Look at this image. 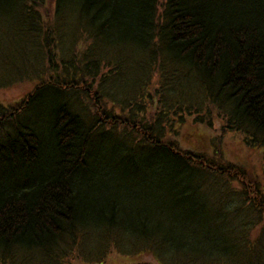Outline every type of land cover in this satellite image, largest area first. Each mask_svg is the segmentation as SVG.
I'll list each match as a JSON object with an SVG mask.
<instances>
[{
    "label": "trees",
    "instance_id": "obj_1",
    "mask_svg": "<svg viewBox=\"0 0 264 264\" xmlns=\"http://www.w3.org/2000/svg\"><path fill=\"white\" fill-rule=\"evenodd\" d=\"M32 77L30 92L0 103V264H16L32 241L49 252L66 237L100 262L108 236L119 250L149 242L138 235L125 244L129 229L113 220L118 207L100 213L112 220L92 223L97 213L88 206L110 198L98 182L100 165L116 153L143 162L137 152L148 151L179 168L167 191L184 205L197 201L194 182L209 172L249 181L254 191L244 194L257 217L223 214L217 233L231 245L239 230L262 222L263 235L256 174L219 146L214 153L182 147L171 121L193 116L212 126L221 118L216 130L241 133L264 157V0H0V84ZM95 228L102 234L81 242ZM48 229L57 235L46 236Z\"/></svg>",
    "mask_w": 264,
    "mask_h": 264
},
{
    "label": "rangeland",
    "instance_id": "obj_2",
    "mask_svg": "<svg viewBox=\"0 0 264 264\" xmlns=\"http://www.w3.org/2000/svg\"><path fill=\"white\" fill-rule=\"evenodd\" d=\"M51 7H53L52 4ZM2 64H4V62H2ZM37 81L36 78L32 77L30 79L25 78L18 80L4 86L0 84V103L10 104L18 101L33 89ZM170 116L173 117L172 114ZM171 122L173 124L172 130L178 133L175 139L179 141L182 147L210 153H214V149L218 148V146L221 147L225 157L239 163L244 169H247V172L249 171L250 175L256 174L254 178L256 181H259L261 187L264 189L263 151L258 147L248 146L243 141V135L241 133L232 130H216L223 125V120L221 118L217 119L212 126L195 122L193 116L187 117V121L184 122V125L178 120H173ZM216 131L221 133L220 140L214 135ZM137 156L139 160L144 159L143 163L146 166L140 170L143 176L135 177L132 179V182L128 183L127 186L130 189H125V191L129 190V193L130 190H132L133 192L130 196H126L129 199V205L132 207H134L135 202L138 200H144L146 202L145 215L152 211L150 220L146 221L143 226L134 223L130 226L129 223L125 222V218L122 215L115 217L113 220L117 222L118 226H125L129 229L128 235L126 234L123 236L127 246H131V241L138 235L147 237L155 232L165 233L172 230L166 242L158 245L149 241L142 243L141 246L133 250H119L120 247H116L114 241L108 236L104 238L101 244L106 251V256L101 262L100 260L90 259L92 256L88 254L90 250L89 246L82 245L79 248V245L76 243L71 246L69 245L70 243H63L54 251L39 252L38 256H33L28 259L16 253L19 257L16 264H35V262L37 264H161L162 261L172 264H213V261L214 264H220L221 262L225 264H263V247H261L258 242L249 247L235 245L226 248H217L213 242L215 236H218V245L224 243L221 234L217 233V225L213 222V218L220 215L222 211H225V205L219 199V192L224 186L240 188L238 185L241 184L238 181H227L223 178L217 179L213 176L205 181L204 185L206 187H199L198 192L203 193L195 192V194H203L205 202L199 203L194 201L184 205L181 203L183 198H181L180 194L167 191L169 190V185L176 182L178 175L176 174V168L165 162L154 159L148 151H138ZM167 174H176L170 184L164 182ZM152 183L154 184L153 187ZM172 186L173 185H171V187ZM152 189H155V195L159 190H163L164 195L154 197L155 195L152 193ZM176 189H178V187H176L174 191ZM248 189L253 193V186H248ZM229 193L233 195V199H231L228 193H225V190L221 195L228 196L226 200L229 205L231 202L233 207L239 206V208H242V219L245 220L253 217L256 211L252 206L253 204L248 203V199H251L252 195H246L241 197V199H237L236 193ZM159 198L163 199L161 211L158 210L159 206L162 204V202L158 200ZM189 210H195V216L190 220V227L187 226V229L183 230L184 218L189 216ZM134 211L135 210L127 211L125 216ZM135 214L136 213H134V215ZM98 218L99 219L94 218L92 223L105 224L106 220H112L110 217H106L102 214H98ZM262 221L264 222V212H262ZM259 224V227H257L258 230L255 229L253 232L257 237L262 236V222ZM102 232L100 228H95L89 233L91 237L81 242L88 243L89 241L96 240ZM63 238L66 239V237ZM68 239L69 238H67V241ZM260 240L261 239L258 241ZM97 244L96 241H93V243L91 242L92 247H96ZM102 246L99 253L102 252ZM182 246H191L192 249L187 251ZM217 252L228 256L230 262L218 260L216 257ZM225 258L226 257L223 256V259Z\"/></svg>",
    "mask_w": 264,
    "mask_h": 264
},
{
    "label": "bare ground",
    "instance_id": "obj_3",
    "mask_svg": "<svg viewBox=\"0 0 264 264\" xmlns=\"http://www.w3.org/2000/svg\"><path fill=\"white\" fill-rule=\"evenodd\" d=\"M206 88H207L208 91H211V92H214V91L217 90V86H212V85H207ZM105 144H106V142L104 143V145ZM104 147H106V146H104ZM233 162H235V161H233ZM237 164H239V163H237ZM100 166H101V168L99 170H101V171L99 173L98 182H101V184H104L105 186L109 187L110 198H108V197L98 198V199L94 200L90 204V206H88L90 208L89 209L90 210V214L97 213V214H95L97 216H93L91 219H94V218L95 219H99L98 218V214H100V213H103V214L109 213L113 209H116L118 207V216L122 215L125 218V222L126 223H129L130 226H131L132 223L141 224V226H143L146 221L150 220L152 211H150L149 214L145 215V210H146L145 203L146 202L144 200H138L137 202H135L134 207L129 205V199L127 198V196H130V194L133 191L130 190V192L128 193L129 190L125 191V189H130L127 185H128V183L133 181L132 180L133 178L139 177V176H143L140 170L143 167H145L146 165L143 162H141V161L132 160L131 158L122 156V154H120V153H116V154H114L113 159H109L108 160L107 158H104ZM178 172H179V168H176V174ZM176 174L169 175V176L167 174V176L165 177V181L164 182L171 183L172 182V178ZM211 177H213V175L209 172L205 176H203L202 178L196 180L194 182V185H197V183L200 184L198 186V188L193 186V188H195L196 192H198L199 187H206L204 185V183H205L206 180H208ZM217 179H222V178L218 177ZM225 180H227V181L228 180L238 181L241 185H238V187L240 186V188H232V187H229V186H224V188H222L220 190V192H219L220 198L219 199L225 205V211H222L220 215H217L215 218H213V222L216 225L221 221V218H222L223 214H224V216L228 215L231 218L236 219L233 216V214L231 213L232 211H234V212L240 213V215L242 216V208H239V206H234L233 207V204L231 202H230V205H229L227 203V200H226V198L228 196L227 195H221V193L225 190V193H228L229 196H231V199H233L234 197L229 192L236 193L237 199H241V197L246 196V194H244V191L247 192V190H249V189L246 188V183H248V182L246 180L242 179V178H239V179L238 178H227ZM99 186L100 185H97L96 189H98ZM153 186H154V184L152 183V187ZM222 186H223V184H222ZM152 193L155 195V189H152ZM198 193H203V192H198ZM162 195H164V191L163 190H159L154 197H159V196H162ZM158 200H160L161 202L163 201V199H161V198H159ZM246 201H247V199H246ZM197 202H199V203H204L205 202V198H204L203 194H197ZM251 202H252L251 199H248V203L252 204ZM252 206L255 207V204L252 205ZM133 210H135L133 213L127 214L125 216L127 211H133ZM158 210H160V211L162 210V206L161 205L159 206ZM134 213H136V214L134 215ZM253 217L256 218L257 217V213L253 214ZM238 224H239V222H238ZM259 225H258V223H255L254 225H252V224L249 225L247 231L239 230V233L237 235H235L233 237V239L231 240V243H230L231 245H228L227 240L222 235H221V238L224 239V243L223 244L218 245V243H217V237L218 236H215L213 242L215 243V246L217 248H219V247L226 248V247H229V246L232 247V246H235V245H241L243 247H249V246H252L253 244L258 242V244H260L261 247H263V249H262V263L264 264V237H263V235L261 237H257L256 234H253L254 230L257 229V227H259ZM237 226L238 225L234 226L233 229H236ZM243 232H246V233H243ZM45 234H46V236H48V235L49 236L50 235L56 236L57 235V234H55V231L52 230V229H48V231H45ZM66 234L67 233L61 235L60 237H63ZM60 237H58V238H60ZM144 237L149 239L150 241L160 245V244H163L164 242H166L168 240L169 233H167L165 235H160L159 233L155 232V233H153V234H151V235H149L147 237L146 236H144ZM257 238H258V240L259 239H261V240L260 241H256ZM25 240H27V239H25ZM66 240L67 239L62 238L61 239V241H62L61 245L63 243H67ZM24 243H26V241ZM36 244H38L37 241H32V245H30L32 247H28L24 251V253H23L24 256L23 257L25 259H28L30 257L39 255L40 251L38 249L34 248V246H36ZM69 245L71 246L73 244L70 243ZM223 256L226 257V258L223 259ZM216 257L218 258V260L230 262V258L228 256H225L224 254H221L220 252H217V256ZM170 260H172V259H170ZM161 264H172V263H164L162 261ZM213 264H214V261H213ZM220 264H225V263L221 262Z\"/></svg>",
    "mask_w": 264,
    "mask_h": 264
}]
</instances>
